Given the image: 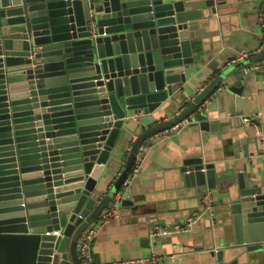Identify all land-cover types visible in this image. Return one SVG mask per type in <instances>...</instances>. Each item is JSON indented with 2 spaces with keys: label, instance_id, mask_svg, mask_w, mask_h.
I'll list each match as a JSON object with an SVG mask.
<instances>
[{
  "label": "water",
  "instance_id": "95a60500",
  "mask_svg": "<svg viewBox=\"0 0 264 264\" xmlns=\"http://www.w3.org/2000/svg\"><path fill=\"white\" fill-rule=\"evenodd\" d=\"M217 11L216 0H0V264H81L80 236L101 218L142 143L188 118L217 129L198 108L227 71L169 121L141 132L98 200L130 114L154 111L183 86L204 25L193 21L214 24ZM246 77L229 86L239 113ZM182 172L203 194L230 187L220 244H207L204 264H264L258 183L242 170L219 172L200 155L185 158ZM134 203L124 197L121 205Z\"/></svg>",
  "mask_w": 264,
  "mask_h": 264
},
{
  "label": "crops",
  "instance_id": "0c3cea01",
  "mask_svg": "<svg viewBox=\"0 0 264 264\" xmlns=\"http://www.w3.org/2000/svg\"><path fill=\"white\" fill-rule=\"evenodd\" d=\"M217 12L211 17L197 19L196 37L192 39L195 60L185 69L186 81L175 87L172 96L154 111L130 114L105 168L103 186L97 185L98 200L102 198L124 168L135 136L144 130L169 121L180 113L217 75L227 71L225 83L202 104L200 111L210 120H218L217 129L202 130L191 118L169 134L156 133L143 144L139 175L126 189V197L135 201L134 207H119V217L99 222L93 240L92 255L96 264H204L209 253L207 244H220L221 226L226 217L225 207L230 204V187L217 184L212 189L215 199L216 220L209 229L208 220L197 224L190 233L157 236L151 239L149 230L158 224L167 227L177 223L203 205V190L196 184H187L182 172L183 160L200 155L204 162L215 163L216 170H242L257 182L264 192V74L244 73L243 63L256 59L261 52V26L258 14L264 0H216ZM204 7L205 1L196 2ZM243 52L249 54L245 62H230ZM247 75L244 83L246 113H239L236 94L229 86ZM232 111L234 114H231ZM250 116L252 121L242 118ZM192 121V122H191ZM245 143H242V140ZM248 154V155H247ZM42 165V164H41ZM99 187V188H98ZM221 189V190H220ZM101 221V220H100ZM217 223V225H215ZM153 254L162 256L155 262H139ZM260 257V256H259Z\"/></svg>",
  "mask_w": 264,
  "mask_h": 264
},
{
  "label": "built area",
  "instance_id": "2783aa9c",
  "mask_svg": "<svg viewBox=\"0 0 264 264\" xmlns=\"http://www.w3.org/2000/svg\"><path fill=\"white\" fill-rule=\"evenodd\" d=\"M258 21H259V25L261 26V35H260L261 36V49H263L264 48V7H262L259 11ZM248 56H249L248 53L243 52L242 54H240L239 57L235 59H231L230 62L232 63L241 62V61L245 62L244 59ZM240 69L244 73L259 72V73L264 74V58L259 59V60H254L249 63H243ZM202 89H199L198 91L200 92ZM201 106H199L198 108L199 111L201 109ZM187 121L188 119L182 121L181 123H186ZM242 121L248 122V121H252V119L250 118V116H244L242 118ZM179 124H176L171 128L161 131L162 134H169L172 130L176 129L179 126ZM136 138L137 136H135L134 140ZM131 149H132V145L128 148V151L131 152ZM143 150H144V144L142 143L138 149L135 161L128 175L122 182L119 190L114 195L113 200L104 209L101 215V218L94 225H91L88 228H86L84 232L82 233V235L80 236L79 246H80L81 264H96V262L94 261L93 255H92V245H93V240L95 239L97 232H98V226L100 224L99 222H106L111 218L119 217V207L122 203L123 198L126 197V189L129 186V184L140 173L141 157H142ZM261 158H262L263 165H264V151L261 153ZM205 220L210 221L212 224H214L216 220L215 199H214V193L212 189H208L204 193L203 205L199 210L191 213L185 219L177 223L171 224L170 226L161 227L158 224L151 226L149 230V236L151 239H155L157 236H167V235H175V234H182V233H190L197 224ZM53 234L59 235L60 230H53ZM159 258H162V256L153 254L151 257L141 258L138 261L139 262H147V261L155 262Z\"/></svg>",
  "mask_w": 264,
  "mask_h": 264
}]
</instances>
